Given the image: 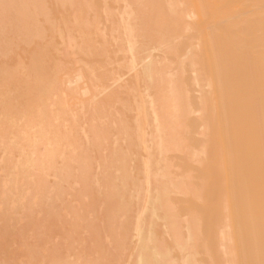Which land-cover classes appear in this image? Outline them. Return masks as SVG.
Masks as SVG:
<instances>
[{
	"label": "bare ground",
	"instance_id": "bare-ground-1",
	"mask_svg": "<svg viewBox=\"0 0 264 264\" xmlns=\"http://www.w3.org/2000/svg\"><path fill=\"white\" fill-rule=\"evenodd\" d=\"M107 1L110 3L104 0L103 7L101 0H95L96 11L92 2L93 9L90 10L89 2L87 9L82 0L55 1L56 5L70 9L65 8L66 14L64 10H54L60 13L64 26L59 30L55 27L57 32L49 23V33L54 36V32L58 33L62 40L79 37L77 42L73 41L74 46L71 44L72 47L61 51L65 57H73L78 52L91 55L86 60L83 58L85 62L82 58L78 61L85 65L94 83H100L92 86L95 88L84 106L76 105L78 109L75 106L74 111L71 104L75 98L72 102L67 99L71 107L68 106V110L73 116L75 114L71 118L65 103L68 95L63 96L60 90L64 78L60 71L66 65L63 66L52 53L56 37L50 34V39L43 44L28 47L26 60L16 53L9 58L3 56L11 41L16 39L15 35L14 39L11 37L13 32L7 33L10 29L18 32L27 43L44 31L37 13L48 8L46 5L53 9L49 1L0 0V10L6 13L0 14V55L4 57L0 58V154L6 160L2 167L6 169L12 164L9 168L17 171L8 168L14 174L6 171L5 181L0 176V190L3 193L4 189V201L8 195L11 200L18 194L12 191V197L10 186L16 182L19 185L26 177L27 181L32 180L31 183L35 181L38 188L36 191L35 185L31 184L26 193L32 194L35 190L36 199H33L40 204L42 199L43 210L46 208L44 214L42 211L39 214L40 219L41 214L44 215L43 227L41 223L39 226L34 223L40 220L37 216L41 207L34 216V211L33 215L27 211L39 205L25 204L26 210L29 207L26 212L24 210L25 214L38 221L33 218L36 232L32 233V219L22 212V219L25 216L31 219L30 226L28 222L26 225L30 229L25 227L26 231H31L28 234L30 242L33 234L37 237L29 246L30 242L23 243L22 246L28 247L23 256H31L26 257L36 264H78L77 261L84 264L80 263L82 258L85 264H121L120 259L124 258L119 256L120 252L129 247L134 252L131 255L135 256V264H264V0ZM88 11L93 15L89 16ZM45 13V18L50 21V12ZM105 20H108V26ZM6 33L13 39L9 40L10 45ZM39 39H36L37 43ZM67 40H64L65 44ZM123 50L129 52V56L124 55ZM116 51H122L123 56L115 62L118 60L132 72L129 76L130 80L133 78V95L124 89L130 84L118 83L123 74L114 71L115 68H109V72L99 70V65L108 62ZM76 74L73 75L76 80L87 75L86 71L82 76H79L81 72ZM102 78H108L109 82L101 83ZM113 84L116 86L109 89ZM81 88V93L89 91L87 86ZM98 95L102 98L95 99ZM79 107H84L83 113ZM32 128L34 133L39 132L37 139H33L48 143L44 155L47 170L52 177L57 176L58 181L49 180L46 169L43 170L46 176L37 170L42 178H37L36 173L38 180L34 174L32 177L36 180H33L27 170L18 168L21 162L25 163L21 168L39 167L40 162L34 154L38 155L40 146L32 147L36 148V151L32 150L33 159L29 157L32 152L25 149L35 135L32 136ZM44 143L42 149H45ZM3 150L10 151V156ZM12 155L17 156L20 160L15 159L20 163L15 164ZM18 170L22 172L18 174ZM3 181L9 188H3ZM68 181L79 185V188L71 187H76L81 195H75V198L70 195ZM23 184L18 187L30 188L28 183V186ZM66 193L76 202L81 199L82 204L83 197L89 196L86 197L89 203L85 202V208L80 207L79 211L87 222L79 221V218L80 225L70 221L68 215L72 214L67 210L68 213H61L63 216L68 214L65 220L60 219L63 218L59 215L61 209L59 212L56 207L58 203L61 206ZM19 198L22 197L16 196L17 200L12 199L13 204L9 201L5 204L10 208L9 204H20V210L25 201L21 199L22 205ZM67 201L66 207L68 204L70 208L67 209L79 210L75 209L77 204L70 207L71 201ZM93 205H97L99 213L93 211ZM36 207L33 210L39 209ZM84 212H94V218ZM12 214L15 216L16 210ZM57 218L61 223L68 221L63 225ZM13 219L9 222H14ZM55 219L61 230L64 228L61 233L53 231L60 234L58 240L63 238L62 242H58L55 233V236L47 234L55 238L51 240L41 229L52 232L58 224ZM86 229L88 232L81 236L85 244L88 240V245L83 247L82 237L79 240L76 237ZM73 239L81 241L79 254L86 251L84 255L88 258L91 243L97 256L91 248L93 259L89 256L84 260V255L80 258L78 254L77 260L75 253L71 262L68 249L73 247L76 251ZM22 246L18 244L19 248ZM64 249L69 253L64 251L66 256L61 251ZM130 262L132 264V260Z\"/></svg>",
	"mask_w": 264,
	"mask_h": 264
},
{
	"label": "rangeland",
	"instance_id": "rangeland-1",
	"mask_svg": "<svg viewBox=\"0 0 264 264\" xmlns=\"http://www.w3.org/2000/svg\"><path fill=\"white\" fill-rule=\"evenodd\" d=\"M48 1H49V3H50L51 8H53V9H49L50 7H49L48 5H46L48 8H45V9L43 10V12H44V11H45V12H50V13H49V15H51V16H50V21H48V20H49L48 17H46L48 20L45 18V14H46L45 12H44V13H43V12H41V13H37V18H38V20H39V21H38L39 24H40V23H43L42 25H41V24H40V25L42 26L41 29L44 30L43 32L45 33V36H43L44 34L42 35L43 32H42L41 34H39L40 36H39V35H38V36H35V38L38 37V38H36V39H39V38H41V37H42V38L39 39V41L37 40L39 43H37V42H36V39L33 38L34 43H35V45H34V43H32L33 40H31L30 42L27 43V42L23 41V40L20 38L18 32H15L14 30H11V29H10L7 33L10 32V34H11V32H13V34L11 35V37L13 36V39H14V35H15V38H16V39L13 40L12 38H9L8 35H10V34H7V33H6V36H7V38H8V45H10V44H9V43H10L9 40H13V42H15V43L13 44V42L11 41V45H13V46L10 48V46H11V45H10L9 48H8L9 50L6 51V54H7V55H6V54H3V56H6V58H9L10 56L13 57V56L15 55V53H16L17 56H18V54H20V56H19L20 59H21V57H22V59L26 60L27 52H25V51H27L28 47H29V49H30V48H33L34 46H36V44H37V45H38V44H43L45 41H47L48 39H50L49 36L51 37L52 34L49 33V32H51V30H50L51 28L48 27V24H49V23L52 24L54 30H55V27L59 30V29H61V28L64 26L63 23L61 24V19L59 18L60 13H59V12L56 13L54 10H56V11H59V10H60V12L64 10V12H65V11H66L65 8H66V7L69 8V7H68V6H60V5L58 6V5H56L55 1L57 2V0H55V1H52V0H46V3H48ZM50 1H52L53 3H51ZM82 1H83L84 4H86V5H87V2H89V3H88V5H89L90 2L93 3L95 0H94V1H92V0H91V1H88V0H87V1H86V0H82ZM96 1H97V0H96ZM105 1H106L107 3H110V2H108L107 0H105ZM57 3H58V2H57ZM104 3H105L104 0H103V1L101 0V4H102L103 7H104ZM53 4L56 5L55 8H54V5H53ZM88 5H87V9H88ZM90 5H91V4H90ZM57 6H58V7H57ZM89 7H90V6H89ZM91 7H92V5H91ZM93 7H94V11H96V9H95L96 6L94 5V3H93ZM93 7H92L91 9H90V8H89V9L92 10ZM57 8H58V9H57ZM59 8H60V9H59ZM63 8H64V9H63ZM48 9H49V10H48ZM69 9H70V8H69ZM3 12H4V15H5V14H6L5 11H2V9H1V10H0V14H2L1 16H3ZM51 12H52V13H51ZM53 12H55V13H53ZM88 13H89V16H92V15H93V14L90 15V14L92 13L91 11H90V12L88 11ZM93 13H94V12H93ZM108 13H109V12H108ZM42 14H44V15H42ZM54 14H55V15H54ZM57 14H58V15H57ZM62 14H63V13H62ZM64 14H66V12H65ZM47 15H48V13H47ZM53 15H54L55 17H54ZM52 16H53V17H52ZM57 16H58V17H57ZM51 17H52L53 19H52ZM56 18H57L58 20H57V21H54ZM51 20H52V21H51ZM59 21H60V22H59ZM57 22H58V24H57ZM108 24H109L108 20H105V25L108 26ZM44 25H45V26H44ZM46 25H47V26H46ZM57 29H56V30H57ZM54 30H52V33H53ZM56 30H55V31H56ZM58 30H57V32H58ZM111 31H113V30H111ZM17 34H18V35H17ZM50 34H51V35H50ZM54 34H55L56 36L52 35V37H53V36L56 37V38H54V40H56V42L53 40V41L56 43V47H55V46L53 47V49H52V53H53V55H55V56H57V57L59 58L60 62L63 63V66H64V64L66 65V67L64 66L65 69L60 71V76H61V74H62L63 77H64V78H62V82H61V85H60V87H62L63 89H60V90L63 91V92L61 91L63 96H64L65 94H66L65 97L68 95L66 98L64 97V98L66 99V100H65V103L67 102V103H66V104H67L66 109H67V111H68V114H69V111H70V114H69V115L71 116V118H74L75 114H74V116H73L72 111H74V109H76V107H77L76 105H78V106L80 105V107H81V106H84L83 104L86 102V100H87L88 98H90L91 91H93L94 88H95V87L93 88L92 86L95 85V84H100V83H98L97 81H96L97 83H96V82L94 83L95 80H94V79L92 80V79L90 78V76H88V75H89V74H87L88 70H86L85 65H83V63H80V62L78 61V60H80L81 58H82L81 60H84L85 58H91V55H86V54H85V55H86V57H85L84 52H83V53H82V52H78V54H75V56L77 55L76 57L74 56V54H73V57H72V56L67 57V55H66V57H65V56L63 55L64 53H62V51L64 50V48L69 49L70 46H71V44H73L75 41L77 42V41L79 40V39H78L79 37H77V36L75 37V36H74L75 38H77L76 40H75L74 38H72V37H71V38L67 37V39H68V40H67V39L64 37L65 39H64V38H63V39H64V40H67V42H68V43H67L68 46H69V47H68L67 44H65V41L62 40L61 36L57 35L58 33H55V32H54ZM46 35H47V36H46ZM48 35H49V36H48ZM6 36H5V37H6ZM44 37H45L46 39H45ZM5 39H6V38H5ZM18 39H19L20 41H19ZM51 39H52V38H51ZM70 39H71V41H70ZM72 39H74V40H72ZM15 40H17V42H16ZM69 41H70V44H69ZM73 41H74V42H73ZM16 43H17L18 45H16ZM74 44H75V43H74ZM74 44H73L72 46H74ZM15 45H16V46H15ZM21 45H22V46H21ZM72 46H71V47H72ZM19 47H20V49H19ZM25 48H26V50H23V49H25ZM10 49H12V50H10ZM29 49H28V50H29ZM20 50H21V51H20ZM61 50H62V51H61ZM17 51H18V53H17ZM125 51H126V50H125ZM8 52H9V53H8ZM60 52L62 53V56H60ZM109 52H111V51H109ZM123 52H124V50H123ZM123 52H122V51H120V52H119V51H116V53L113 52V54L110 56V58H111L112 60L109 59L108 62L106 61L107 64H106L105 62H103L102 64H100V65H99V70H103V69H105L106 72H109V68H110V70H112L113 68H115V69H113L114 71H117V73L119 72L120 74H123V76H122V79H123V80L120 79V80L118 81V83L123 84V85H124V84H126V85H129V84H130L127 88H124V89H125V91L127 90V91L129 92V95H130V94L133 95L134 92H135V91L133 90V88H132V85H133V83H132L133 81H132V80H133V78L131 77V80H130V76H129V75L132 74V72H131V71H130V72L127 71V69H125V68H126L125 66L121 65L120 62H117L118 60L115 62L116 59H120V58L123 56V54H122ZM56 53H57V54H56ZM80 53H81V55H83L84 57H82L81 55H79ZM124 53H125V52H124ZM126 53H127V54H126ZM126 53H125L124 55L129 56V54H128L129 52H126ZM71 55H72V54H71ZM118 55H119L120 57H119ZM78 56H79V57H78ZM89 56H90V57H89ZM1 57H2V54L0 55V58H1ZM23 57H24V58H23ZM61 57H62V58H61ZM77 57H78V59H77ZM101 57H102V56H101ZM113 57H114V58H113ZM125 57H126V56H125ZM2 58H4V57H2ZM2 58H1V59H2ZM6 58H5V59H6ZM63 58H65V59H63ZM75 58H76V59H75ZM83 58H84V59H83ZM74 59L77 60L78 63L75 62ZM85 60H86V59H85ZM85 60H84V62H85ZM113 60H114V61H113ZM63 61H64V62H63ZM112 61H113V62H112ZM119 61H120V60H119ZM128 61H129V60H127V62H128ZM23 62H24V61H23ZM111 62H112V63H111ZM68 63H69L70 65H69ZM110 63H111V64H110ZM119 63H120V64H119ZM124 63H125V62H124ZM129 63H130V61H129ZM129 63H128V64H129ZM84 64H85V63H84ZM113 64H114V65H113ZM117 64L120 65V66H122V67L118 68L119 66H118ZM122 64H123V63H122ZM112 65H113V66H112ZM124 65H126V63H125ZM81 66H83L84 68H82ZM72 67H74V69H73ZM78 67H79V70L77 71L76 69H78ZM112 67H113V68H112ZM80 68H82V69H84V70L82 71ZM116 68H117L119 71L116 70ZM71 69H72V70H71ZM120 69H121L122 71H121ZM74 70H75V73L73 72ZM80 70H81V71H80ZM85 71H86V74H87V75L85 74V75H86V76H85L86 78H84V76H82L83 73H85ZM78 72H79V73H80V72L82 73L81 75L79 74V76H82V78H78V79L76 80V79L74 78L73 75H75V74L78 73ZM73 73H74V74H73ZM88 73H89V72H88ZM129 73H130V74H129ZM71 74H72V75H71ZM64 75H65V76H64ZM76 75H78V74H76ZM87 76H88V77H87ZM126 77H127V79H126ZM87 78H88V81H89V82L87 81ZM63 79H64V80H63ZM79 79H80V80H79ZM84 79H85L86 82H88L89 84L86 83V82H83ZM89 79L91 80V82H90ZM104 79H105V80H104ZM106 79H107V80H106ZM75 80H76V81H75ZM100 80H101V81H102V80L105 81V82H103V81L101 82V81H100V82L103 83V84H106V83L109 82L108 78H102V79H100ZM121 80H122V81H121ZM98 81H99V80H98ZM63 82H64V83H63ZM67 82H68L70 85L67 84ZM84 83H85V84H84ZM90 83H91V84H90ZM92 83H93V84H92ZM63 84H64V85H63ZM86 84H88V85H86ZM71 85H72V86H71ZM114 85H115V84L109 86V89H110V88H114ZM74 86H75V87H74ZM82 86H87V87L89 88V91H88L87 93H81V91H82V88H81V87H82ZM115 86H116V85H115ZM64 87H66V88H64ZM69 87H70V88H69ZM73 87H74V89H75V88H76V89L74 90ZM66 89H67V90H66ZM72 89H73V90H72ZM92 89H93V90H92ZM69 90H70V91H69ZM106 90L108 91V89H106ZM107 91H105L104 93H105V94L108 93ZM111 91H112V90H111ZM72 92H73L74 94H73ZM76 92L78 93V95H77ZM109 92H110V91H109ZM112 92H113V91H112ZM194 93H195V92H194ZM117 94H118V93H117ZM119 95L122 96V95H124V93H119ZM71 97H72V98H71ZM79 97H80V98H79ZM74 98H75V100H74ZM98 98H102V96L98 95L95 99H98ZM67 99H68V100H69V99L71 100V101H69V102H72V100H74V101L72 102V104H71V107H72V109H73L72 111H71V110H68V106H69L70 103L68 104ZM95 99H94V100H95ZM81 100H85V101H83V103H82V102H80ZM74 102H75V103H74ZM80 103H81L82 105H81ZM72 105L74 106V108H73ZM75 106H76V107H75ZM71 107L69 106V108H71ZM80 107H79V108H80ZM83 108H84V107H83ZM83 108H80V110H82V113H83V110H84ZM77 109H78V107H77ZM80 110H77L78 113L80 112ZM77 111H75V112H77ZM75 112H74V113H75ZM71 113H72V115H71ZM80 114H81V113H80ZM80 114H77V115H80ZM69 115H68V116H69ZM68 116H67V117H68ZM76 117H77V116H76ZM78 117H79V116H78ZM71 118H70V119H71ZM67 119H69V118H67ZM65 120H66V119H65ZM62 123L66 126V122H65V121H63ZM31 127H34V125L31 126ZM35 128H36V127H35ZM35 128H34V129H35ZM36 129H37V128H36ZM80 130H81V129H80ZM80 130H79V131H80ZM29 131H31V130L29 129ZM32 131H33V128H32ZM32 131H31V132H32ZM83 131H84V130H83ZM34 132H35V131L32 132V133H33L32 136H33L34 134H35L36 136H35V135H34L33 137L31 136V137H32V142H31V144H29L28 147L25 148V149H28V150H30V151L32 152V150L36 151V150H35L36 148H33V149H32V147H34V145H35V147H36V145H37V146H40V148L37 147V148L39 149L38 155H36L37 153L34 154V152H32V154H29L24 148H23V149H24V150L30 155V156H29L30 158L33 159V157H34V156H32L33 154L36 156L37 161L40 162L39 167L35 166V168H34V167L32 166V168L30 169L29 167H27L28 165L26 164V167H27V168H21L22 166L25 167V166H24L25 163H22V162H21V167H20V165L18 166V168H20V169H25V170H27L26 173H27L28 176H30L32 179H33L34 175H35V178L37 177V176H36V173H37V175H38L37 178H39V177H41V174H42V176H43V175L45 174L44 171L47 170V165H46V160H45L44 155H45V150H46V147L48 146V143L46 144L45 141L38 142L37 140H35V139H37L36 137H37V134H39V132H37V130H36V133H34ZM80 133H81V132H80ZM83 133H84V132H83ZM30 135H31V134H30ZM34 137H35V139H33ZM38 137H39V136H38ZM44 142H45V143H44ZM39 143H40L41 145H39ZM43 143H44L46 146L44 145V146H45V149L43 148V149H44V151H43L44 154L42 155L41 153H43V152H41V151L43 150V149H42V147H43ZM24 147H25V146H24ZM21 148H22V147H21ZM67 148H68V146H67ZM70 149H71V148H70ZM12 150H13V149H11V152L14 153L15 150H14V151H12ZM17 150H18V148H17ZM24 150H23V151H24ZM64 150H65V149H64ZM0 151L2 152V149H0ZM5 151H6V152H5ZM5 151L3 150L4 154H5V155L8 154V155L10 156V151H7V150H5ZM18 151H19V150H18ZM18 151H17V154H20V153H18ZM70 151H71V150H70ZM7 152H9V153H7ZM26 152H24V154H25ZM13 153H12V154H13ZM21 153H22V151H21ZM67 153H68V152H67ZM1 154H2V153H1ZM1 154H0V176H1V177L3 178V180H4V179H5V176H6V171L10 174V172L12 173V171L15 170V168L10 167V168H12V171L9 170V169H10L9 166H11L12 164H11V165H8V166L6 167V169H5L4 167H2V164H3L6 160L4 159V157H1ZM28 154H27L26 156H28ZM5 155H4V156H5ZM9 156H8V157H9ZM12 156H14L15 164L20 163V161H19L20 159H19L17 156H16V157H15V155H12ZM22 156H24V155L22 154ZM61 156H62V155H61ZM61 156H59L58 161L61 160ZM5 157H7V156H5ZM19 157H20V156H19ZM194 157H195V156H194ZM10 158H11V157H10ZM15 158H16V159H19V160H18L19 162H18ZM40 158H41L42 160H40ZM12 159H13V158H12ZM27 160H28V159H26V162H28ZM29 160H30V159H29ZM30 161H31V160H30ZM32 161H33V160H32ZM12 162H13V161H12ZM17 162H18V163H17ZM56 163H59V162L56 161ZM22 164H24V165H22ZM30 165H32V164H30ZM54 165H55V164H54ZM12 166H13V165H12ZM15 166H16V165H15ZM57 166H60V164L57 165ZM57 166H56V167H57ZM36 167H37V168H36ZM8 168H9V169H8ZM18 168H17V169H18ZM28 168H29V169H28ZM45 169H46V170H45ZM53 169L56 170L55 167H54ZM29 170H30V171H29ZM31 170H34V172L31 171ZM37 170L41 172L40 176H39V172H38ZM41 170H42V171H41ZM43 170H44V171H43ZM15 171H16V170H15ZM19 171H20V172H19ZM47 171H48V170H47ZM47 171H46V175H47V176H46V175H44V176H46L48 179L50 178L49 180H52V179H53V180H55V181H58V177H57V176L52 177V176L50 175L51 172H50V171L47 172ZM13 172H14V171H13ZM16 172H17V171H16ZM21 172H22V170H18V174L21 173ZM32 172H33V173H32ZM43 172H44V173H43ZM49 172H50V173H49ZM47 173H49V174H47ZM13 174H14V173H12V175H13ZM33 174H34V175H33ZM48 175H50V176L48 177ZM17 176H18V175H17ZM21 176L23 177V175L20 174V177H21ZM26 176H27V175H26ZM32 176H33V177H32ZM44 176H43V177H44ZM24 177H25V175H24ZM2 178H0V179H2ZM18 178H19V177H18ZM18 178H17V179H18ZM27 178H28V180L30 179L29 177H27ZM37 178H36V179H37ZM41 178H42V177H41ZM47 178H46V179H47ZM17 179H15V182H16ZM36 179H33V180H36ZM48 179H47V180H48ZM18 180L21 181L22 179L20 178V179H18ZM18 180H17V181H18ZM37 180H38V179H37ZM49 180H48V181H49ZM0 181H2V180H0ZM4 181H5V180H4ZM4 181H3V183H5V184H4V187H3V188H5V186H6V188H7V187L9 188V186H8L9 184L7 185L6 182H4ZM30 181H32V180L27 181V179H26V177H25V178L21 181L22 183H20V184L22 185L23 183H26L25 185H27V183H28L29 186H30L31 184L33 185L34 182H35V181H33V183H31ZM16 183H17V184H16ZM16 183L14 184L13 187H12V185L10 184V185H11V186H10V190H9L10 192H9L8 189H7V195H8V192H9V194L11 195V192L13 191L14 194H18V195H15L14 197L11 195V196L13 197V198L11 197L12 199H15L16 196H19V197L21 196V197H22L21 199H24L25 203H24V201H23V203H24V205H23V203H21L22 200L19 198V199H20V203L23 205L22 208L27 207L26 205L28 204L29 206H30V205H31V206H33V205H34V206H35V205H39L38 207L35 206L36 208H39V209H38V210H33V209H35V207H34V208L32 207V209H31V208L29 209V207H28V209H29V210H32V211H27L28 209L26 210L25 208L22 209V208L20 207V210L22 209L21 212H20V210H19V205H20V204H17V203H16L17 206L14 204V205L17 207L16 209H15L14 205H13V206L10 205V204H13L12 201H14V200H12V199L10 200V198H8V197H10L9 195L7 196L8 199L6 198L7 200L5 199V201H4L3 196L5 197L6 195H3V194H4V189L1 188V189H3V193H2V190H0V203H1V204H0V211H2V212H0V215L3 214L2 216H4L5 218H3L2 216H1V218H0L1 221H2V219H4V221H2L3 224H0V226H1L0 229H1V230L4 229V230H6V231H3V232L0 231V247L2 246L1 248L4 249V247H6V244H7L8 247H6L5 249H7V248H8V249H7V250L4 249V252H6V251L8 252V254H7V252H6V254H7V256H8L9 258H8L7 256H5L6 254H5V253L2 251V249L0 248V249H1V250H0V255H1V257H0V264H2V263H3V264H6L7 262H8V264H34L35 261H34L33 259L28 260L31 256H28L27 254H26V256L29 257V258H27L25 255L23 256V254H24L25 251L28 252V247L25 246V245L22 246L23 243H24L25 241H26V242H27V241H28V242L31 241V240L29 239L30 237H28V234L31 233V231H30V232H29V231H26V229H28V228L30 229V227H27L26 225H27V222H28V223H29L28 226H30L31 219H32V224L36 223V224H38V226H39V224L41 223L40 225H43V219H44V218H43V217H44V215H43L44 213H43V212H44V210H45L46 208H44V210H43V205H42V201H43V200H42V199L40 200L41 204H40L39 202H38V203L36 202V200H35L36 198H35V196L33 195V192H35V190L32 191L33 188H32V190H31V191H32V194H29L30 191H29L28 193H26L27 191H25V190H29V189H31V186H30V188H28V189L26 188V186L23 187V188H21L24 184L21 186L20 184L18 185L19 182H16ZM36 183H37V182H36ZM34 185H35V186H34ZM34 185H33V186L35 187V189H36V191H37V190H38V188H36V187H37V184H34ZM68 185H69V186L67 187V188H69V191H68V192L70 193V195H71L72 197L75 198V195H81V194H79V193L77 192L78 190H76V187H75V189L72 188V187H74L73 185H75V186L78 187V186H79L78 184L73 183L72 181H68ZM0 186L2 187V183H1ZM18 186H21V187H18ZM27 186H28V185H27ZM33 186H32V187H33ZM71 186H72V187H71ZM11 188H12L13 190H12ZM24 188H25V189H24ZM78 188H79V187H78ZM5 190H6V189H5ZM13 192H12V194H13ZM68 192H67V193H68ZM37 193H38V192H37ZM67 193L65 194L66 196L64 195V197L62 198V201H61L62 204H61V206H60V204L58 203V204H57V207H56V208L59 207V208H58V209H59V212H60V209H61V212H60L59 215H61L63 218H60V219L65 220L64 217L66 218V216H67L68 214H72V215L75 214L74 216H72V215H68V219H70V221H77V223H78L79 225H80V222H79V221H81V220H83L84 222H87L86 217H84V215H81L82 213L79 212L83 207L85 208V205H86L87 203H89V202H87L88 199H86L87 196H86V197H83V201H84V202H83V204H82V203H80L82 200H81L78 196H77L78 199L81 200V201L79 200L80 202H79V201L76 202L75 200H72V199H74V198L71 199V196H70L69 194H67ZM5 194H6V192H5ZM25 194H27V196H26ZM35 195H36V194H35ZM68 195H69V196H68ZM30 196H32V197H30ZM36 196H37V195H36ZM40 196H41V198H44V197H42L41 194H39V197H40ZM39 197H38V198H39ZM68 197H69V198H68ZM77 197H76V199H77ZM31 198H32V199H31ZM33 198H35V199H33ZM81 198H82V197H81ZM87 198H89V196H88ZM2 199H3V200H2ZM17 199H18V197H17ZM17 199H15V200H17ZM39 199H40V198H39ZM39 199H38V200H39ZM67 199H69V201H71V204H69L70 207L72 206V204H73V206H75L74 204H77V205H78V208L75 207V209H79V210H76V211H75V210H74V207H72V209L69 210L70 208H69L68 204H67V207H68L69 209H67V207H66V203H65V202H68ZM78 199H77V200H78ZM84 199H85V200H84ZM26 200H28V201L26 202ZM33 200H34V201H33ZM38 200H37V201H38ZM65 200H66V201H65ZM89 200H90V199H89ZM3 201H4V204H5V203L7 204L8 201H9V203L12 202V203H10V204L8 205V206H11V208H10V207H7L6 204H5L6 207L3 206V205H4V204H3ZM15 202H16V201H15ZM15 202H14V203H15ZM17 202H18V201H17ZM73 202H74V203H73ZM85 202H86V204H84ZM18 203H19V202H18ZM26 203H27V204H26ZM69 203H70V202H69ZM79 203H80L82 206H81ZM25 204H26V205H25ZM43 204H44V203H43ZM136 204H137V201H136ZM45 205H46V203H45ZM58 205H59V206H58ZM77 205H76V206H77ZM83 205H84V206H83ZM31 206H30V207H31ZM93 206H94V207H93V211H94V212L96 211L97 213H99L98 208H97V205H93ZM40 207H41V210H40ZM45 207H46V206H45ZM80 207H81V209H80ZM135 207H137V206H135ZM54 209H55V208H54ZM87 209H89V208L87 207ZM15 210H16V213H17V214L15 215L16 217L13 216V214H12V213L15 212ZM24 210H25V212H26V211L29 212V214H31V213L34 211L35 214L32 213V215L34 214V216L37 215L36 213L40 210L39 213H38V216H37L38 219H40L39 214H40L41 211H42L43 214H41V216H42L41 219H40L41 221H40V220L38 221L36 217L31 216V215H29L28 213H27V214L31 217V219H29V218H30L29 216H28V219H27V217H26L27 214H25ZM55 210L58 211L57 209H55ZM66 210H67L69 213L66 212ZM36 211H37V212H36ZM70 211H71V212H70ZM74 211L77 212V213L80 214V215H77V213H75ZM84 211H86V210L84 209ZM22 212H23V215H24V214L26 215V216H25V219H27V221H25L24 218L22 219V217H23V216H22ZM30 212H31V213H30ZM82 212H83V211H82ZM94 212H91V214H90L89 212H88V213L84 212V213L90 215V217H91L92 214H94ZM7 213H8V214H7ZM10 213H11L12 215H11ZM57 213H58V212H57ZM61 213H62V214L68 213V214L63 216ZM97 213H95V215H97ZM88 215H85V216L89 217ZM95 215H94V216H95ZM12 216H13V217H12ZM61 216H60V217H61ZM69 216H70L71 218H70ZM97 216H98V215H97ZM97 216H96L95 218H97ZM9 217H10V218H9ZM73 217H76V219L73 218ZM80 217L83 218V219H80ZM92 217H93V216H92ZM11 218H12V219L14 218V219H13L14 222L12 221L13 225H12V223H10L11 221L9 222V220H11ZM33 218H34V219L36 218V220H37L38 222L35 221V222L33 223ZM42 218H43V219H42ZM58 218H59V217H58ZM58 218H57V220H59V221H60V224H63V225H65V222L68 221V220H66L65 222H62V223H61V220L58 219ZM72 218H73V220H72ZM77 218H79V221L77 220ZM93 218H94V217H93ZM6 219H8V220H6ZM19 219H20V220H19ZM74 219H75V220H74ZM143 219H145V217H144ZM21 220H23V221H21ZM145 220H146V219H145ZM159 220H161V219H159ZM1 221H0V222H1ZM16 221H17V222H16ZM19 221H20V223H19ZM29 221H30V222H29ZM55 221H56V219L54 220V222H55ZM83 221H82V224H84ZM54 222H53V223H54ZM56 222H57V221H56ZM56 222H55V223H56ZM160 222H162V221H160ZM7 223H8V224H7ZM16 223H17V224H16ZM55 223H54V224H55ZM57 223H58V222H57ZM156 223H157V221H156ZM14 224H16V226H15ZM32 224H31V226L33 227ZM4 225H5V226L8 225V226L5 227ZM55 225H56V226H55ZM55 225H54L55 227H57V225H58L60 230L58 229V227H57L56 229L52 230L53 228H55V227H53V228L51 229V231H52V232H53V231H59V233H61L62 230L64 229V228H63L64 226L62 225V226H63V227H62L63 229L61 230V228H60L61 225H59V223H58V224H55ZM85 225H86V224H84L83 226L85 227ZM10 226H11V227H10ZM20 226H21L22 228H21ZM8 227L12 228V230H10ZM25 227H26V229H25ZM43 227H44V225H43ZM18 228L21 229V230H19V231H21V232H19V231L17 230ZM23 228H24V229H23ZM33 228H34V229H33ZM33 228H31L32 230H34V231H32V233H33V232L35 233V232H36V230H35V229H36L35 224H34V227H33ZM41 229H43L42 231L46 232V235H47V234H52V235H54V233H55V232H53V233L50 232V231H49L50 229H47V228H41ZM45 229H47V230H45ZM84 229H85V228H84ZM9 230H10V231H9ZM15 230H16V231H15ZM24 230H25V232L22 233V231H24ZM82 230H83V229H82ZM82 230H81V231H82ZM42 231H41V232H42ZM47 231H48V232H47ZM81 231H80V232H81ZM27 232H28V233H27ZM82 232H83V233H82ZM82 232H81V234L79 233L80 235L76 237V240H77L81 235L84 236V235H85L84 233H87L88 231H87V229H86V232H85V230L82 231ZM12 233H13V235H12ZM57 233H58V232H56L55 234H56V239L58 240L59 238H61V236H60L59 233H58V234H57ZM17 234H18V236H17ZM24 234H26V235H24ZM42 234L45 235L44 233H42ZM33 235H34V237H36V236H35L36 234H33ZM33 235H32V236H33ZM87 235H88V234H87ZM13 236H14V237H13ZM23 236H24V237H23ZM32 236H31V237H32ZM47 236H48V235H47ZM49 236L51 237V235H49ZM49 236H48V237H49ZM54 236H55V235H54ZM82 236H81V237H82ZM15 237H17V238H15ZM26 237H27L28 239H27ZM34 237H32V238H33V239H32V242H30V243L27 244L28 246H29V244H32V243H33V241H34ZM48 237H47V238H48ZM52 237H53V236H52ZM52 237H51V240H52V239H55V238H52ZM81 237H80V238H81ZM25 238H26L27 240H26ZM36 238H37V237H36ZM85 238H86V237H85ZM19 239H20V240H19ZM21 239H23V240H21ZM24 239H25V240H24ZM16 240H17L18 242H16ZM57 240H54V241L57 242ZM62 240H63V238H62L60 241L62 242ZM74 240H75V239H73L72 242H73ZM76 240L74 241V242H76V243L74 244V248H75L74 250H76V251H73V249H72L73 247H72L71 249H68V250H69V253H71V255H72L71 257H70V254L68 253L67 250H65V249H64V250H61L62 253L65 254V256H66V253L69 254V257H68V258H71L70 261L73 259V257H74L73 255H75V253H76V255H75V259H77V257H78L79 255H81V256H79L80 258L83 257V255L85 254L86 251H83L84 253H82V251H81V254H79L78 251L82 250L81 246L85 247V246L88 245V240L86 241V242H87V243H86L87 245H86V244L84 243V240H85V239H84L83 237H82L81 241L83 240V244H84V245H83V244L81 245V244L79 243V242H81V241H76ZM78 240H79V239H78ZM20 241H22V242H20ZM60 241L58 240V242H60ZM63 241H64V240H63ZM8 242L10 243L11 246H12V244H13V246H12V247L9 246V245H8V244H9ZM51 242H52V241H51ZM53 243H54V242H53ZM15 244H16V245H15ZM18 244L21 245L22 247L19 248V247H18ZM24 244H25V243H24ZM72 244H73V243H72ZM78 244H79V248H77V247H78ZM75 245H76V247H75ZM80 245H81V246H80ZM89 245H90V250H89V251L91 252V254H90V253L88 252V250H87V254H88V255H86V256H88V258H89V256H91V258L93 259V256H94V255H92V254H93V251L95 252V254H96V251L93 249L94 247L91 245V243H89ZM18 248H19V249H18ZM91 248H92L93 251H91ZM16 249H18V250H16ZM79 249H80V250H79ZM20 250H21V252H22V255H18V253L21 254ZM124 250H125V249H124ZM128 250H129V251H128ZM130 250H131V249L128 247V249L125 250V251H127V252L123 251V249H122V251L124 252V254L122 253V251L120 252V255H119V256H120L121 258H122V256H123V258H124V260L120 259V260H121V261H120L121 264H128V263L131 264V262H130L131 260H132V264H133V263L135 264V262H133V260L135 259V256H134V258H133V256L131 255V254L134 253V252H133V251L131 252ZM1 251H2V252H1ZM23 251H24V252H23ZM64 251H65L66 253H64ZM71 251H72V252H71ZM184 251H185V250H183L182 252H184ZM130 252H131V253H130ZM1 253H2V254H1ZM16 253H17V254H16ZM129 253H130V254H129ZM28 254L30 255V253H28ZM78 254H79V255H78ZM82 254H83V255H82ZM126 255H127V256H126ZM133 255H134V254H133ZM21 256H22V257H21ZM96 256H97V254H96ZM17 257H19V260H20L19 263H18V261H16V260L18 259ZM20 257H21V258H20ZM120 257H119V258H120ZM128 257H129V258H128ZM130 257H132L133 259L130 258ZM4 258H5V259H4ZM31 258H32V257H31ZM84 258H85L84 260L88 259L87 257H85V255H84ZM2 259H3V260H7L6 263H5V261L3 262ZM92 259H91V260H92ZM130 259H131V260H130ZM68 260H69V259H68ZM77 260H79V258H78ZM77 260H74V261L76 262ZM80 260H81V259H80ZM82 260H83V258H82ZM82 260H81L80 263H84V264H85L86 262H85V261L82 262ZM129 260H130V261H129ZM33 261H34V262H33ZM88 261H90V260H88ZM122 261H123V263H122ZM128 261H129V262H128ZM20 262H22V263H20ZM31 262H32V263H31ZM71 262H72V261H71ZM77 262H78V264H79V261H77ZM127 262H128V263H127ZM73 263H74V262H73ZM87 263L89 264V262H87ZM35 264H36V263H35ZM75 264H76V263H75Z\"/></svg>",
	"mask_w": 264,
	"mask_h": 264
}]
</instances>
